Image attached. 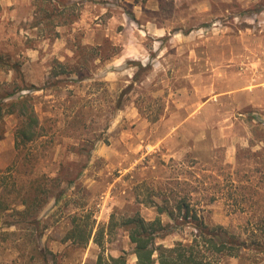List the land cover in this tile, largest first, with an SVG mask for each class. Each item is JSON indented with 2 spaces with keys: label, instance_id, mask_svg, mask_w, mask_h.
<instances>
[{
  "label": "rangeland",
  "instance_id": "374dc122",
  "mask_svg": "<svg viewBox=\"0 0 264 264\" xmlns=\"http://www.w3.org/2000/svg\"><path fill=\"white\" fill-rule=\"evenodd\" d=\"M0 55V98L28 87L41 127L18 154L19 120L4 118L0 171L45 190L42 243L57 264H136L123 225L136 214L168 225L158 243H187L195 229L169 217L181 220L179 203L264 241V158H237L261 151L250 117L264 124V111L236 94L264 75V0H0ZM75 222L94 228L85 247L67 239ZM11 231L0 264H37L18 245L26 230ZM218 264H264V252Z\"/></svg>",
  "mask_w": 264,
  "mask_h": 264
},
{
  "label": "trees",
  "instance_id": "16d2710c",
  "mask_svg": "<svg viewBox=\"0 0 264 264\" xmlns=\"http://www.w3.org/2000/svg\"><path fill=\"white\" fill-rule=\"evenodd\" d=\"M8 66L0 55V68ZM78 74H80L78 72ZM80 78H83L80 76ZM28 87L18 86L14 92L8 93L0 98V141L4 136V118L7 115H14L19 120V125L15 130L16 150L21 153V147L33 144L41 136L40 119L36 112L35 105L29 93L21 92ZM21 93V94H20ZM123 96L121 95L115 104V111L122 108ZM7 99H10L7 101ZM253 121L252 134L262 145L260 152H252V149H239L237 158L243 155L248 157L264 158V124L259 121L257 115L250 117ZM17 163H14L16 165ZM13 166V165H12ZM12 166L0 171V235L6 241L15 232H10L13 227L26 230L19 238V246L24 249L29 260L38 261L37 264H57L54 253L43 245V219L39 212L47 203L48 197L45 190L39 184L37 178L26 180L11 179L6 177L11 171ZM33 189V190H32ZM60 195L56 201L60 200ZM158 214L165 212L160 205H155ZM185 213L181 215V220L174 219L173 214L169 217L174 220L176 226L189 224L196 233L192 239L187 242H177L173 247H166L158 243L171 234L167 230L168 225H163L158 217L153 221H146L140 214L129 217L123 221L127 227L129 239L134 246L133 253L137 258V264H218L224 257H239L244 248H254L257 251L264 252V241H253L249 245L241 242L230 235L222 226L209 227L204 220L197 215L195 209L189 205L179 203L177 209ZM242 208V207H241ZM191 212L193 214H191ZM17 217V221L12 217ZM76 223V222H75ZM28 224L37 225L36 234L33 231L27 232ZM86 225V226H85ZM76 223L75 227L68 232L67 239L73 240L77 245L86 246L92 237L93 226L88 230V223ZM101 244V241L99 242ZM51 256V259L48 257ZM126 254L119 257H111L106 263L100 256L97 264H127Z\"/></svg>",
  "mask_w": 264,
  "mask_h": 264
},
{
  "label": "crops",
  "instance_id": "0c3cea01",
  "mask_svg": "<svg viewBox=\"0 0 264 264\" xmlns=\"http://www.w3.org/2000/svg\"><path fill=\"white\" fill-rule=\"evenodd\" d=\"M250 85L251 88L248 87L249 84H247V82L241 81L240 88L236 94H240L241 99L246 97L247 100H250V105L256 110L264 111V75L261 77L258 76L256 81Z\"/></svg>",
  "mask_w": 264,
  "mask_h": 264
}]
</instances>
